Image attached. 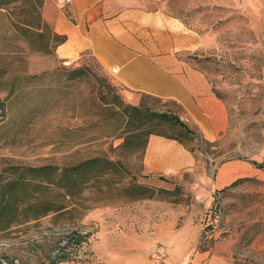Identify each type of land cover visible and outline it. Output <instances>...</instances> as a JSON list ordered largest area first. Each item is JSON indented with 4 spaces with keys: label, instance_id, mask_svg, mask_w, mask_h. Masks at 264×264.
Instances as JSON below:
<instances>
[{
    "label": "rangeland",
    "instance_id": "374dc122",
    "mask_svg": "<svg viewBox=\"0 0 264 264\" xmlns=\"http://www.w3.org/2000/svg\"><path fill=\"white\" fill-rule=\"evenodd\" d=\"M49 1L12 0L0 9V188L30 178L28 168L96 157L123 170L109 187L102 181L73 199L49 193L64 204L59 212L1 219L0 264H264V174L212 188L217 166L227 161L264 172V0H143L148 11L165 13L202 42L177 57L202 72L225 104L227 127L213 141L174 102L142 96L130 105L95 60H59L56 33L43 19ZM39 14L41 30L24 25ZM80 67L83 73L72 72ZM127 106L174 114L193 133L157 120L138 125L125 115ZM152 136L176 139L190 165L147 173ZM118 179L152 188V197L128 200L116 189ZM13 189L17 204L31 201V186ZM77 236L83 239L64 248Z\"/></svg>",
    "mask_w": 264,
    "mask_h": 264
},
{
    "label": "crops",
    "instance_id": "0c3cea01",
    "mask_svg": "<svg viewBox=\"0 0 264 264\" xmlns=\"http://www.w3.org/2000/svg\"><path fill=\"white\" fill-rule=\"evenodd\" d=\"M43 19L65 37L55 51L59 60H95L118 82L130 105H138L142 96L174 102L207 140L225 131V104L212 95L202 72L177 57L199 50L202 42L175 19L148 11L143 0H51L44 5ZM190 163L178 142L150 137L144 157L147 173H175ZM261 173L248 162L227 161L217 166L212 188L222 190Z\"/></svg>",
    "mask_w": 264,
    "mask_h": 264
},
{
    "label": "trees",
    "instance_id": "16d2710c",
    "mask_svg": "<svg viewBox=\"0 0 264 264\" xmlns=\"http://www.w3.org/2000/svg\"><path fill=\"white\" fill-rule=\"evenodd\" d=\"M10 1L12 2V0H0V9L9 5ZM24 25H26L27 28L35 30H41V28L45 26L44 22L40 19V14L34 23H26ZM53 40L58 46L64 43L65 37L55 34ZM83 71L84 68L80 67L72 72L79 74L83 73ZM33 78H35V76L26 77L25 80ZM13 93L14 90L12 89L8 92V96L13 95ZM0 106L2 109L4 108L3 101H0ZM124 113L131 121H137L138 125L157 120L178 126L186 134L193 133V130L174 114L166 112H149V110L142 106H127L124 108ZM122 170L123 169L118 162L99 157L84 160L61 168L51 165L28 168L27 172L29 173L30 178L27 180L23 177L14 178L0 188V196L3 198L0 202V220L11 215L16 216L20 214L24 216L27 221L37 220L52 212H59L64 209V204H56L51 201V194L49 193L56 192L63 196L64 199H73L74 197L83 194L85 190L91 188L94 184L102 181L104 184H107V187H109L110 180L112 179L111 177L118 176ZM249 179L250 178L248 177L239 178L221 191L234 187L240 182ZM120 180L121 179H118L115 183L118 185V188L116 189L122 190L125 194L128 192V195L126 194L125 196L128 200H138L142 198L148 199L152 197V188L142 185L121 184ZM107 181H109V183H107ZM30 186L33 188L29 193L31 195V201L24 204V206H20L17 204V193L13 195L11 194L14 192L13 188L18 187L24 189ZM38 189H40V191ZM132 190L134 193L129 194ZM77 238V240H72V237H69L64 248L70 247L72 243L78 242L81 238L83 239L81 236H77ZM59 261H68V259L62 257Z\"/></svg>",
    "mask_w": 264,
    "mask_h": 264
},
{
    "label": "built area",
    "instance_id": "2783aa9c",
    "mask_svg": "<svg viewBox=\"0 0 264 264\" xmlns=\"http://www.w3.org/2000/svg\"><path fill=\"white\" fill-rule=\"evenodd\" d=\"M65 2H66V3H68V2H69V0H65ZM113 71L115 72V71H116V69H114Z\"/></svg>",
    "mask_w": 264,
    "mask_h": 264
}]
</instances>
